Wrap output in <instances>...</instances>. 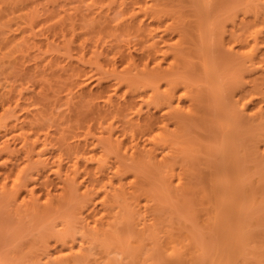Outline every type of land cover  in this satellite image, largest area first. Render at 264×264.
I'll use <instances>...</instances> for the list:
<instances>
[{
	"label": "bare ground",
	"instance_id": "6f19581e",
	"mask_svg": "<svg viewBox=\"0 0 264 264\" xmlns=\"http://www.w3.org/2000/svg\"><path fill=\"white\" fill-rule=\"evenodd\" d=\"M82 1H84V0H82ZM150 1H151V3L150 2L147 3L146 0H130L131 4L127 3L129 6H126L125 0H121L120 2L117 3V6L115 8H112L115 10V14L113 17H109V15H108V13L112 10L110 8H109L110 10L108 9L109 12L103 13V14L101 13V8L103 10V7L96 10L99 2L101 3L102 0H100V1L98 0L97 5L95 4L96 6L90 5L91 3L92 4L96 3V0L88 1L87 6L84 4L86 6L85 7L86 10H85V14L83 11V19L86 20L87 25L85 24V21L82 20V21H84L83 25L85 24L86 28H88V29L90 28L92 30L91 32L95 31L96 33L93 32L94 35H96L97 32H100V35H101V33H102L101 31L102 30L104 31V28H106V27L108 28V26L117 27L116 30L118 29L119 26H122V27H124V28H122L124 31L126 29L125 33L127 32V30H128L127 33H129V30L132 29L131 32H134L136 37L139 36V42H137L138 45L140 43L144 44L143 41L146 39L147 40L151 39V41L149 43H146V45L142 44V45H140V47H141L142 51L148 52V54L151 56V59L153 60L152 63H154V64H152L153 66L150 69V68H146L148 66V63H146L147 66L145 64L146 67L140 68L141 70L139 71V73H138V71L133 72L132 74H135V77H136V79L134 78V80L130 77L124 76L123 74H120L121 70L118 71L119 72L118 73L115 70L116 69L115 66H117L115 64L116 62L112 64V65L115 64V66H114L115 69L109 68V69H112L111 72L104 70L107 73L108 72L110 74L112 73L111 75L113 76L114 81H113V83H110L107 87H104L101 90V92L99 90L98 94L96 95V97L94 98L92 103L88 101V103H91V106H89V108H90L91 114H93L89 119L84 118V116H86L85 114H84V116H83V114H81L83 116L82 118H84V119L79 117V116H81L80 114H78L79 119L75 118L77 123H80V119L83 120V121H81L80 126L78 124H75V127H73L71 125L73 127V129L76 128L75 130H73V133H71L73 135V137H77L76 141H68L66 138L67 136L65 137L63 135V131L66 130L65 129L66 127L65 128L63 127L61 132L59 131V133H56V135L53 134L55 136H52V134L49 132L50 129L48 130L49 126H47L48 125L47 123L48 122L50 123L51 121H48V122L45 121V118L48 117V115L50 114V112H52V110L49 112V114L45 113L46 116H45V114L44 115L40 114V116H37L39 113H42L43 111L38 112L35 109L36 113L38 112V114L35 113V110L33 112L32 108L29 107L30 102H28V98L21 100V97L16 98L15 95H9L10 98L8 97L7 99L4 100V99H2L4 97L0 96L1 97L0 105L2 107V110L0 112V135L1 136L3 135L5 137L7 136V138H5L4 141L0 144V152H4L7 154V157H5L4 160L0 163V203L3 201L5 202L4 203L5 205H6V203H9V204L13 203L14 208H15L14 212H16L15 216H17V218H18L19 214H20V216H19L20 218L22 216H27L29 219L28 220V223H29V221L31 222L35 219L38 220L42 216L50 213V211H52V210L53 211L59 210L60 207L62 206V204H64L65 201L72 196V194H75L73 192L79 188L78 186L83 187L82 191H80V194L77 195V197L79 196L80 199H79V201L77 200L79 203H78V205H77L78 207L76 209V211H78L77 214L82 213L83 210H85V213H84L85 215L82 218V221L84 222V224L82 223L79 225L76 222V224L78 225L77 227H79V229L77 228V232H79V235H80V239L79 238L78 239L81 241V243H79L77 248H75V239H74L73 235H75L76 232L74 234V232H72L69 229V226H70L71 222L74 220V218H71L73 220L72 221L70 220L71 221L70 223H69V221H66V222L63 221L64 223H63V225H62L63 227L61 229L62 233L59 229L60 234L58 236H56V238H55V242L60 245V248H57L56 251L55 250L53 251L55 253L52 254L53 255V257L51 256L52 259L51 258L47 259V261H49L50 264H82V262L84 263L85 261H87V262L90 261V264H114V263H116V262L113 263V260L115 261V258H110L109 257L110 253L122 255L125 258V260L127 259L128 261H131V263L134 261L140 262V260H141L140 254L142 252V250H141L142 241L148 237L151 238V242H153L152 244L150 243L149 248H151V245H152V250L156 252L155 255L158 254L157 256H159L160 258L162 256L164 261H165V258L170 259L171 257H173L176 254H180V255L184 254L185 250H186V246H187V243H184L185 238L188 237L187 233H184L183 235L180 236L178 233H173L174 231L172 232V230L170 228L169 229L166 228V229H164L163 234L161 233L162 231L160 232V234H162V236H161V235H159V230H161L160 226H159L160 229L158 228V225L161 222L160 217L156 218L155 216H153V217H151V219H149L147 221L146 218H144V216H143L144 214L141 212L142 210L140 211V209H139V213L141 212V216L139 217V215H140V214H138V208L139 207H137V206H140L141 204H143V203H140L141 200H143L142 202H144V205L146 206V204L149 205L150 202H152V201L155 202L157 199L159 200L158 201L159 203H160V200L162 201V199H164L161 196H159L160 198H162V199H160L159 197H157L158 195H156L157 198H155L156 193L152 192V193H154V196L151 193L152 189L148 187V186H150L149 185L150 182H148L150 180H147V179H150L151 177H148L147 179L145 178V175H146L145 171L146 170L151 172L152 175L154 173L155 175H157V177L161 178L160 180L162 183L164 182V185H166L168 187L170 185H172V187L175 186L174 188H175L176 192L178 190H180L179 193H176L174 191V193H173L174 195L171 194V192H173L171 190V192L169 194L173 195V197L176 196V199H179L180 202H182L184 204V207L186 206L187 210L191 207V209H189L191 211H188V212H190L194 215L196 209H198L196 213H198L199 215L198 214H197V216L195 215L194 219H196V220L198 219L197 223L199 221H201L200 224L201 225L203 224L202 226L205 227V228L204 227L203 228L207 231V234L208 233L210 234L211 240L214 239V242H212L214 244H212V245H214L215 248H212V250H214V249L215 250L212 251L210 249L213 254H211L210 251L209 252L213 256L212 257L210 256V258H212V259L209 260V263H207L208 260H206V264H223L222 260H225L224 264H234V262H233V260H235L234 257L235 258L238 257L237 251L234 250V249H236L235 246L230 244L233 247L232 246L231 247H229V246L225 247V245L222 242L223 238H221V235H222V232L224 231L223 229H224V227H226V229H227V227L229 226L230 223L227 221V220H229L227 218L228 211L226 212V208L224 209L223 206L218 203L217 198H216L217 192H218V182H216L215 178L213 177L214 174L211 175V172H210L209 175L208 174L206 175V174H202V172H201L200 176L201 175L206 176L207 178H204L201 176L202 177V179H201V177L198 176V178L194 179L193 176H194L195 172H193L191 174V176L193 175L192 176L193 178L192 177H189V178H192L193 181L195 180L194 183L192 180H188V179H186L187 181H184V180L182 181V173H184V175L187 174L188 172L191 173L192 170H190V165L192 164V166L194 167V163L191 162V160H190L191 156H190V154L188 155V152H187V150H189L191 152L192 148L190 147L191 150L187 149L189 147L188 145H187V148H185L184 147L185 143L183 142L184 140L182 141V138H184V134L186 135L187 132H189L187 130L191 129V128L189 129V127L191 125L194 126V124H196V123L199 124L200 122H202L201 119H204L205 115H206L205 109L201 105H198L199 103H202V102H200V99H202V98H200L201 97L200 91L197 89V87H196L197 85H195V83L191 82V80L189 79V76H188L189 74L185 73V71L186 72L194 71L193 68H190L192 71H189L190 70L189 67H186V66H189L188 65L189 62H192L193 60H191L189 62L187 60L189 57L191 59H192V57H193V59L195 58L194 60H196L198 58L196 61H198V64H199L198 66H199V69L204 76V79L208 82L213 83L212 80L210 81V78H211V76L218 74V71L220 69L217 68L218 69V71H217V69L214 68V69H212V73L209 72L211 69V64H214L216 62L215 61L216 59L212 58L213 53L216 51V50L213 51L212 49L215 48L216 44H215V46L214 45L211 46L214 48H211L208 45L209 44L208 42H209V40L213 39V41L215 40L218 42H222L221 43L222 45L224 44L223 43L225 40L224 33L227 30H226L224 24H220L219 28L216 24L218 22H220L219 18L222 16L221 13L224 14L222 12L223 9H219V8L221 6L226 5L228 3L227 2L228 0L227 1L224 0L226 2H224L223 0H200V3L198 2V0L197 1L196 0H194V1L188 0L189 3H192L191 4L192 8H190L192 10V12H191V14L186 13V15L184 14L186 12L185 11L186 9L184 10L185 12L182 13V11L179 12L178 10H176L177 7L175 8V10H174V7H173V9L164 8L163 6L165 5V3L163 1H165V0H163V1L162 0H150ZM222 1L224 3H221ZM185 2H186V0H185ZM232 3L233 2H231V4ZM257 3H259V2H257ZM44 4H41L42 7ZM176 4H178V3H176ZM203 4H204V6H203L204 10L202 9L203 12H201L200 7ZM235 5H237V4H235ZM250 5H251V3H250ZM110 6H108V7H110ZM245 6L247 8V5H245ZM184 7H186V6H184ZM66 9H67V7H66ZM77 9L78 8H76V12H77ZM93 9H95V11ZM164 9H166V10H164ZM243 9H244L243 10L244 16L242 18H239L240 20L238 23L235 21V18H236L235 15L231 12H229L230 14H228V13L225 14L227 16L224 15L225 16V20L223 18L224 21L220 18L221 21H223V22L230 21L232 23L230 25L231 27L228 28L229 31H228V36L226 39L227 40L226 41L227 42V48H225V49L228 51L222 49V51L225 53V55H221V57L224 56L223 64L225 63L226 60L228 62L229 61L233 62L232 60H230L233 58H230V55H228V54L230 52H231V54H233V52H234L235 56L238 59V64H240L242 68L245 66V68L251 67V69H256V68L261 67V65H264V58H259L257 56L259 44L262 41V39L264 38V37L262 38V36H261V33L263 32L262 26L258 27V24L261 21L260 19H264V11H259L258 9H252V11H251L248 8L247 9L243 8ZM219 10L220 11L222 10V11L219 12ZM225 11H226V9H225ZM248 12L251 13L249 19L246 16L247 15L246 13H248ZM80 13H82V12H80ZM140 14H142L144 16V20H145V17H149L151 19L152 23H153V21L160 23L165 18L168 19L169 22H166V23L161 24V25L159 24L160 26L157 25V28L159 30L155 27L157 29L155 31H158V32L161 31V33L156 34L154 30H153V32H151L152 30H150V29H152V28H150V29L147 28L148 22L146 25V23L143 22V18H141L139 21L135 22L136 21L135 18L137 16H139ZM188 14H190V15H188ZM88 15H90V16L88 18H86ZM33 16H35V15H33ZM84 16H85V18H84ZM18 17H17V19H18ZM21 17H19V18H21ZM29 18H32V17H29ZM17 19H16V21H17ZM211 19H214V20L216 19L218 22H216L215 24L214 23L211 24V23H209V21H211ZM12 20L10 19V21L13 23L14 20L13 21ZM10 21H8V22L6 21L5 25H10L11 24ZM34 21H35V23H33V19H30L29 23L25 22L26 24L23 26L31 27L33 24V27H34V24H36V20H34ZM223 22H221V23H223ZM17 23H19V22L17 21L16 24ZM121 23L123 25H120ZM209 24H210V26H209ZM262 24H264V23H262ZM144 25H146V26L144 27ZM211 25H215L218 29L214 28V26H211ZM20 26H18V24H17V26L14 28L15 31L23 30L25 28V27H22V26L20 27ZM33 27H32V29H33ZM110 27H109V29H110ZM211 27H213V28H211ZM4 29L5 28H3V30ZM114 29L115 28H113L111 30L113 31ZM32 31L33 30H31L30 32L33 34L36 33V32L35 33L32 32ZM167 31H171V32L178 34L177 40H175L174 43H172V42L169 43L170 42V41L168 42L169 37L166 36L168 39L165 37V35H166L165 33ZM108 32H109V30H108ZM171 32H168V33H171ZM134 33H133V36H134ZM33 34H31V35L34 36ZM103 34H105V33H103ZM103 34L101 36L98 35L97 38H99V36H100L99 39L101 40L104 36ZM109 34H112V33H109ZM129 34H131V33H129ZM106 35H108V34H106ZM95 37H93V38H95ZM144 38H146V39H144ZM142 39H143V41H142ZM95 40H94V43H95ZM136 40L138 41V37ZM226 42H225V44H226ZM95 44H93V46H95ZM120 44L119 43L116 44L117 45L116 48H119L117 50V53L120 54L121 56H123V58L126 60L127 65L130 61L134 62L133 58L130 59V57H133V56H130V54H131L130 51L127 50L126 52H124L125 47L121 46L122 44L121 45ZM128 44H130V42ZM38 45H39V43H38ZM103 45H101V47ZM138 45H135V46H138ZM105 46H107V45H105ZM113 47L111 49H113ZM223 47H225V45H223ZM223 47H221V48H223ZM235 47H237V49H236V51H233V49ZM97 48H98V46H97ZM133 48H136V47H133ZM12 49H13L12 52L15 53V56H13V57L17 58L18 54L16 52H20V51H22V49L20 48L18 43L17 44L14 43ZM67 49H68V47H67ZM92 49H94V48H92ZM108 49L109 48L107 47V50ZM93 51H95V52H93ZM128 51L130 54L128 53ZM225 51L226 52L230 51V52L228 54H226ZM92 52L95 55L97 54L96 57L98 58V57H100V55L98 56V54L102 55V53L104 51L103 52H101V51L97 52L96 50H92ZM109 52H111V50ZM107 53H108V51H107ZM107 53L105 51V54H106L105 56H107L109 54V53L108 54ZM117 53H114V56L112 55V57L115 58V54H117ZM94 54H92V55L94 56ZM215 54L216 53H214V55ZM149 55H147V56H149ZM140 56H142V55H140ZM168 56H171V58L168 62V65L165 68H161V63L163 62L162 60H164ZM225 56H226V59H225ZM231 57H233V56H231ZM212 59H215L214 63H212V61H213ZM237 59L235 61V58H234V62L236 64H237ZM104 61H106V60H103V62ZM227 61H226V64L228 63ZM108 62H110L109 59H108V61L105 62V64L107 63V68L109 65ZM193 62H195V61H193ZM231 62H229L230 64H227V65H231L230 67L234 68L236 65L233 67ZM97 64L99 65V62ZM132 64H133V66L135 65L134 63H132ZM139 64L140 63H138L136 65V68H138L137 66ZM246 64H248V65H246ZM100 65H101L100 69H102V64H100ZM129 65H130V63H129ZM217 65L219 66L218 63H217ZM215 66H216V64H215ZM140 67H141V65H140ZM184 67L187 70L188 69L189 70L188 71L185 70ZM222 67H225V64ZM227 67H229V66H227ZM129 68L131 69V67H129ZM134 68H135V66H134ZM238 68H239V66L235 70L239 71V69H241V68H239V69ZM135 70H137V69H135ZM183 70H185V71H183ZM122 71L124 72V70H122ZM77 73H79V72H77ZM101 73L106 74L103 71ZM130 73H131V71H130ZM84 74H83V79H84ZM111 75H110V77H111ZM126 75H127V73H126ZM88 76H91V75H88ZM86 77L87 76H85L84 80H82V78H81V80L85 81L86 79L89 78V77H87V78ZM103 77H104V75H103ZM218 77H220V76L218 75ZM97 78H99V77H97ZM134 81H135V85H137L136 87L141 86V84L138 85L139 82H137V81H141L140 83H142V85H143L142 87H147V88L149 87L151 89V93H149L147 96H144V97H146V98H144L145 99L144 101L147 105H149V104L153 105V108L155 107L156 110L157 109L161 110L162 112L159 115H155L156 113L154 114L153 112H147L149 114H146L143 117V116H141V113H142L141 107L138 105V103L136 101L130 100V102L126 103L127 100L125 99L126 100V102H125L123 95L127 91H129V90L131 91L132 89L135 88V85L133 84ZM161 82H163L165 84V86L160 90V83ZM250 82H251V86H250L249 90L247 89L248 91L245 90L246 92H243V93L241 92V94H239V96L236 98L237 101H239V102L241 101V107L242 108L246 105L247 102H249L254 97L258 99L259 103L264 102V72H261L259 75L252 78L250 80ZM86 83L87 82H85V83L80 82L79 84H77V86H79L78 88L79 89L81 88L80 90H82V89H84L82 87L83 86L85 87ZM204 83H205V81H204ZM121 84H124L126 86V90L124 89L123 93L121 92L122 93L121 95L123 96V101H121L120 99L118 100L117 98L114 97L116 95L115 93H116L117 88H119V85H121ZM133 86H134V88H133ZM68 89H71V88H68ZM212 89H214V87H212ZM71 90H69V91H71ZM135 90H137V88ZM135 90H133V91H135ZM84 91L82 90L81 92H84ZM88 91H90V90H88ZM70 93H72V92H70ZM87 93H85V94H87ZM143 95H142V97H143ZM80 96L78 95V98H81L80 99V101H81L83 96L82 97H80ZM122 96H121V98H122ZM221 98H222V100H224L223 97H221ZM221 98L219 99V101L221 100ZM184 100L188 101V104L186 106H184V104L182 103ZM83 101H84V99H83ZM226 101H224V102H226ZM221 102H223V101H221ZM221 104H224V103H221ZM84 105H86V104H84ZM80 108H82V107H80ZM89 108H87V109L89 110ZM77 109H76V111L78 113L79 109L78 110ZM81 110H79V111L82 112ZM30 111L32 112V114L35 113L33 115V116L36 115L35 118L33 116H32V118L30 117L31 119L27 118L28 115L30 114L29 113ZM90 111H88V112H90ZM23 113H28V114L24 115ZM82 113H86V112L83 111ZM52 114H54V112H52ZM254 114L256 115L258 122H260V123H258L259 126L263 125L264 124L263 123L264 122V109L262 108V105H258V108L255 110ZM130 115H133L134 117L137 116V118L133 119V116H130ZM50 116H51V114L49 115L48 119H50L52 117L51 123L57 122L58 117H54L55 115L51 116V117ZM141 117H143V118L141 119ZM19 118H20V121H19ZM211 118L212 117H210L209 119H211ZM85 119L88 120V123L85 121ZM72 120H73V118H72ZM199 120H200V122H199ZM76 121H74L73 123H75ZM45 122H46V125H45ZM84 122H85V124H88L87 127L85 125H82V123L84 124ZM189 122H191V125ZM192 122L194 124H192ZM170 124H172L174 126L172 129L169 128ZM49 125H51V124H49ZM187 125H189V127L186 130L185 128ZM83 126H85V127H83ZM83 128H86V129H83ZM261 128H263V127L261 126ZM83 130H84V132H83ZM261 131L263 132L264 129H261ZM90 132H92V135H90L91 134ZM136 132H139L140 134H142L141 136L144 135L145 137H147V138L143 137L145 139L144 143L140 142L141 143L140 144V143H138V140L137 141L134 140L135 139L134 135ZM184 132H186V133H184ZM262 132H260V133L263 135H260V136H264V132L263 133ZM87 134L90 136H94V138L96 139V143L101 144V151L100 152L97 151L98 153L97 152L92 153L91 149L87 147V145L89 143L86 139ZM223 134H225V133H223ZM139 136L140 135H137L138 138H139ZM8 137H12L15 141L18 140V143H20V147L23 149V154H24V160H25L24 164L21 163L19 166H17L16 161H15V163H12L11 165L7 164L8 161L11 160V157H14L13 153H15L19 150V149H17L16 151L15 150L13 151V150H11V148L9 149L10 144H8V142H7ZM83 137H84L85 143H81V142H83ZM142 142H143V140H142ZM54 145L56 147V150L58 149V151L55 154L52 153L54 160L51 159V160H53L51 170L55 174H57L58 176L59 175L62 176V174H60V172L62 173V170H63L62 169V167H63L62 159L64 158V155H65V158L63 159L64 164L67 162L66 167L64 166L65 167V170L63 172L64 178L62 180L60 178V181L62 184L60 183L61 186L59 185L60 186L59 194L57 193V195H51L50 193L47 192V193H45L46 196L44 195L45 197L43 196L44 198H42L45 200H42V202H40L39 201L40 198H38V196H36V194L33 195L34 189L31 188L29 191V195H28L29 197L27 196V198H28L27 200L21 199V201L19 200L20 201L19 203H15L17 197L19 196V193L22 190H24L27 186V181H28L27 178H28L29 174L31 173L32 168L34 169V167H40V166L43 167L44 165H46L45 163H47V162L49 163V160H47V162H46V157H44L45 156L44 153H46V150H48L49 148L52 149V147ZM19 152H20V150H19ZM50 153H51V150H50ZM42 155H43V157H42ZM189 156H190V159H189ZM263 156H264V154H263ZM111 157H114L113 161H110ZM65 159L67 161H65ZM258 160H259V157H258ZM91 162H94V165H89V163H91ZM107 170H108V175L110 173L109 176L105 175V172L107 173ZM219 170H216V171L219 172ZM204 171H207V170H204ZM216 171H215V173H216ZM220 173H221V171H220ZM127 174H131L133 176V178H131V180H128V181H130L128 183H126L127 181L124 182L125 181L124 177ZM216 175H218V174H216ZM263 175H264V171H263ZM83 177L89 178V180L85 184L83 182ZM153 177L156 178V181H157L158 178L155 177L154 175H153ZM78 178H79V180H78ZM174 178L177 179L176 180L177 182L175 181L174 185H173L172 183L174 181L173 180ZM199 178L201 179V181ZM262 179H263V177H262ZM151 180H153V179H151ZM202 180H204L203 183H202ZM157 182H160V181L158 180ZM165 182L167 184H165ZM198 182L200 185H197ZM191 183H193V184H191ZM45 184H46V182H45ZM147 184H148V186H147ZM201 184H203V185H201ZM164 185H163V188L166 187ZM46 186H47V184H46ZM260 186H262V185H260ZM147 188H149V190H151V191H149ZM46 189H47V187H46ZM166 189H167V187H166ZM166 189H164V190H166ZM79 190L80 189H78V191ZM166 192H167V190H166ZM171 195H170V197H171ZM95 196L99 197V200H97V201L101 203L100 209H96L93 206L94 202H95V201L93 202V199L95 198ZM163 196H165V195H163ZM72 198H73V196H72ZM191 200L193 201V203H191L193 207L190 204ZM158 202L155 203L156 205L154 203H153L154 205L152 204V206L156 207V208L154 207L155 209H157L158 207L159 208L162 207L161 205L163 204V202L161 205H159ZM144 205H141V206H144ZM187 205H189L190 207ZM149 206H151V204ZM147 207L148 206H146L145 208H147ZM192 208H194V209H192ZM192 211H194V212H192ZM55 212H57V211H55ZM192 214L191 215L189 214L188 216L191 217V216H193ZM67 215L68 214H66V217H67ZM71 215H73V214H71ZM78 216H80V215H78ZM199 216H200V218H199ZM79 219H80V217H79ZM15 220H17V219H15ZM18 220H19V218H18ZM67 220H69V219H67ZM20 223H18V224H20ZM227 224H228V226H227ZM34 225H35V223H34ZM31 226L29 225L27 227H31ZM73 226H75V225H73ZM162 226H163V224H162ZM257 226H259V225H257ZM74 228L76 229V226ZM71 229H72V227H71ZM75 229H73V230H75ZM261 229H263V228H261ZM255 232H253L252 235L250 232V234H249L250 236L248 235L250 237V239L247 240L248 237L246 238L247 242H250L253 244L257 242L256 245L252 244L253 246H255L254 249H253V246H250V247H252V250H251L252 253L251 254H253L258 259H255V261H254V259L252 258L253 260H251V259L250 260H251V262L254 261L253 262L254 264L255 263L259 264L260 262H261L260 264H264V235H263L264 231L263 232L262 231L256 232L259 235L256 234ZM50 233H53V232H50ZM261 233H262V235H261ZM175 234H178V235H175ZM253 234H254V236H253ZM46 237H48V236H46ZM212 237H214V238H212ZM252 237H254L253 241H255V242H251ZM236 241H234V242H236ZM240 241H242V240H240ZM246 241L244 240V242H246ZM85 242L88 243L87 246H85V244H86ZM210 245H211V242H210ZM247 245H251V244H247ZM94 246L100 248L99 253L101 254V256L98 259L92 260V258L90 259L89 256L92 254L90 252V250L93 251ZM143 246H144V244H143ZM243 246H244L243 249H245V247H246V249H248V247H249V246L248 247L245 246L244 243H243ZM246 249H245V251H246ZM250 249L251 248H249L248 249L249 251H247V252H250ZM199 250H200V246H198L195 243L194 251H199ZM247 252H245V254H242L241 258H243V259L239 260L240 263H243V262H245L246 264L250 263V260H248V259H247L248 261L244 260L247 258V256L245 258V255L248 254ZM251 254H249V256H251ZM149 255H151V253H149ZM206 255L208 256V254H206ZM33 257H34V255H33ZM147 257H149V256H147ZM147 257H145V260ZM163 259H161V261H163ZM157 260L159 261V258H157ZM197 260H199V259H197ZM242 260H244V261H242ZM192 261H194V260L192 259ZM42 262H44V261H42ZM169 262H167V263L172 264L171 261H169ZM194 262H196V261H194ZM247 262H249V263H247ZM257 262H259V263H257ZM49 263L47 262V264H49ZM120 263L122 264L123 262L120 261ZM182 263H186V262L185 261L183 262V260H182L181 264ZM196 263L201 264L202 261L199 260ZM30 264H31V262H30ZM86 264H88V263H86ZM140 264H141V262H140ZM192 264H193V262H192Z\"/></svg>",
	"mask_w": 264,
	"mask_h": 264
},
{
	"label": "rangeland",
	"instance_id": "374dc122",
	"mask_svg": "<svg viewBox=\"0 0 264 264\" xmlns=\"http://www.w3.org/2000/svg\"><path fill=\"white\" fill-rule=\"evenodd\" d=\"M88 1H90V0H84V1H82V0L81 1L80 0H0V96L4 97V98H2L4 100L7 99L9 97V95H15L16 98L21 97V100L28 98V102H30L29 107L32 108L33 112L35 109L38 112L43 111L42 113L38 114V112L36 113V110H35V113L38 114L37 116H40V114L44 115L45 113L49 114V112L52 110V112H54V114H52V112H50L51 116L55 115L54 117H58V119H57V122L51 123L52 117L50 116L51 120L48 119L50 114L48 115V117L45 118L46 122L51 121L50 123L49 122L47 123L48 124L47 126H49L48 130L50 129L49 132L52 134V136H55L56 133H59V131L60 132L62 131L63 127L64 128L66 127L65 128L66 130L63 131V135L65 137L67 136L66 138L68 141H76L77 140V137H73V135L71 134V133H73V130L76 129V128L73 129V127H75V124H78L80 126L81 121H83L82 119H84V118L89 119L93 115V114H91L89 106H91V103L94 100V98L96 97V95L98 94L99 90L101 92V90L104 87H107L110 83H113L114 78L111 75L112 73L111 74L109 73V72H111L112 69L116 68L115 70L117 72L121 70L120 74H123L124 76L130 77L134 80V78L136 79V77H135V74H132L133 72L138 71V73H139V71L141 70L140 68L147 66L146 63H148V66L146 68H150V69L153 66L152 64H154V63H152L153 60L151 59V56L148 54V52L142 51L140 45H142L143 43L142 44L140 43L138 45L137 42H139V36H137L138 37V41H137L136 40L137 37H136L135 33L131 32L132 29L129 30V33H131V34H129V33H127L128 30L125 33L126 29L124 31L122 29L124 27H122V26H119L117 30H116L117 27L111 26L112 27L111 28L110 26H108V28L107 27L104 28V31L103 30L101 31L102 32L101 35L103 33H105V34H103L105 37L103 36V38L100 40L99 39L101 36L100 32H97V34L94 35L93 32H95V31L91 32L92 30L90 28L89 29L86 28L85 27L86 20L83 19V11L85 14V10H86L85 7L87 6ZM97 1L98 0H96V3H94V4L91 3L90 5H95V4L97 5ZM120 1L121 0H102L101 3L99 2L96 10L103 7V10L101 8V13L102 14L107 13V12H109L110 9L115 8L117 6V3ZM177 1L178 0H173V1L172 0H167V1L165 0V1H163L165 3V5L163 7L166 9H173V7H174V10L177 7L176 10H178L179 12L182 11V13H183L186 11L184 13L185 15H186V13L191 14L192 10L190 8H192L191 7L192 3H189V1H192V0H189V1L186 0V2H185V0H179L178 2ZM223 1L221 3H224L227 0L224 2ZM146 2L151 3L150 0H146ZM198 2L200 3V0H198ZM227 2L228 3L226 5L221 6L220 8L218 7L219 9H223V11L222 10L221 11L224 14L221 13L222 16L220 17L222 20H223V18L225 20V16H227L225 14H227V13L230 14L229 12H231L235 15V17H236L235 21L238 23L240 20L239 18H242L244 16L243 15L244 14L243 8H245V9L248 8L251 11H252V9H258L259 11H264V0H248V1L247 0H228ZM231 2H233V3L231 4ZM257 2H259V3H257ZM127 3L131 4L130 0H127V1L125 0L126 6H129ZM176 3H178V4H176ZM250 3H251V5H250ZM41 4H44L43 5L44 8L42 7ZM235 4H237V5H235ZM245 5H247V8ZM65 6L67 7V9ZM108 6H110V7H108ZM184 6H186V7H184ZM203 6H204V4L201 5V7H200L201 12H203L202 11V9L204 8ZM76 8H78L77 12H76ZM166 9H164V10H166ZM225 9H226V11H225ZM93 10L95 11V9H93ZM221 11L219 10V12H221ZM80 12H82V13H80ZM114 14H115L114 9H112L108 13L109 17H113ZM190 14H188V15H190ZM246 14H247L246 15L247 18L249 19L251 13L248 12ZM33 15H35V16H33ZM18 16L19 17L22 16V17L19 18ZM89 16L90 15H88L86 18H88ZM17 17H18V19H17ZM29 17H32V18H29ZM9 18L11 20L14 18L13 19L14 24L10 21ZM84 18H85V16H84ZM141 18H143V22L146 23V25L148 22L147 28L148 29L152 28V29H150V30H152L151 32H153V30L155 31L158 29L157 25H159V24L161 25V24H164L166 22H169V20L165 18L160 23L155 22V21H153V23H152L151 19L149 17H145V20H144V16L142 14L137 16L135 18L136 21L135 20L134 21L137 22ZM220 18H219L220 22H218L216 19H215L216 21L214 19H211V21H209V23H211V24L212 23L215 24L216 22H218L216 24L218 26V28H219L220 24H224L225 28L227 30L226 32L224 31L225 32L224 33L225 40L223 42L224 43L223 45H225V47H223V45L221 44L222 42H218V41L214 40L216 42L215 43L213 41V39H211V38H210L211 40H209V42H208L209 43L208 45L210 47L212 45L215 46V44L217 46V47L215 46V48L211 47V48H214V49H212L213 51L216 50L214 52V53H216L215 54L216 56L214 55V53L212 55L213 56L212 58H215L216 60L212 59L213 60L212 63H214L215 61L216 62L214 64H211V69L209 72L212 73V69H214V68L220 69L219 71L217 69L218 74L211 76L210 81L212 80L213 83L208 82L204 79V76L199 69L198 61H196L198 58L196 60H194L195 58L193 59V57H192V59H191L189 57L187 60L188 62L191 60L195 61V62H193V61L189 62V64L187 63L189 66H186V67H189V69L193 68L194 71H192L191 69L190 70L188 69L189 71H192V72H186L185 70H187V69L185 67H184L185 70H183V71H185V73L189 74L188 76H189V79L191 80V82H193V83H195V85H197L196 87L200 91V96H201L200 98H202V99H200V102H202V103H199L198 105H201L205 109L206 115L204 118L205 120L201 119L202 122H200V120H199V122H200V123L198 122L199 124H197V123L194 124L192 122V124H194V126H193V125H191V122H189L192 127L191 126L189 127V125H187L185 128L186 130L188 129V127H189V129L191 128L190 130H187L189 132H187L185 130L187 132V134L186 135L184 134V138H182V141L184 140L183 142L185 143V145H184L185 148H187V145L189 146L187 149L191 150V148H192L191 152L189 150H187V152H188V155L190 154V156H191V159H190V156H189V159L191 160V162L194 163V167L191 164L190 165V170H192L191 173L188 172L185 175H184V173H182V181L183 180L187 181L186 179L192 180L193 177H194V179L198 178V176L201 177L202 176V175L200 176L201 172H202V174H206V175L207 174L209 175L210 172H211V175L214 174L213 177L215 178L216 182H218V192H217L216 198H217L218 203L221 204L224 209L226 208V212L228 211L227 218L229 220H227V221L230 223V224L228 223L229 226L227 224V226H228L227 229H226V227H224V229H223L224 231L222 232V235H221V238H223L222 242L225 245V247H228V246L231 247L232 245L235 246L236 249H234V248L233 249L237 251L238 257H236V258L234 257V259H235V260H233L234 264H246L245 262L240 263L239 260L243 259V258H241L242 254H245V252L249 251L248 250L249 248H251L250 252H247L248 254L245 255V258H246V256H247V258L244 260H247V259L253 260L254 259V261H255V259H258L253 254H251L252 253L251 252L252 247H250V246H253L254 244L256 245L257 242L254 244L247 242L246 238L248 237L247 240L250 239V237H249L250 232L252 235V233L255 231L256 232H260V231L263 232L264 231V185H263L264 184V175H263V171H264V158H263L264 157L263 156V154H264V136H260V135H263L260 132H262L261 129H264V124L259 126L258 123H260V122H258L257 117L254 114L255 110L258 108V105H262V108L264 109V102L259 103L258 99L254 97L249 102H247L246 105L242 108L241 107V101L240 102L237 101L236 98L239 96V94H241V92L243 93V92H246L249 90V88L251 86L250 80L252 78H254L255 76L259 75L261 72H264V65H261V67L256 68V69H251V67L245 68V66L242 68L241 65L238 64V59L235 56V53L233 52V54H234L233 55V54H231L230 51H229L230 53L226 52V51H228L225 49V48H227V42H226L227 40L226 39L228 36V31H229L228 28L231 27L230 25L232 23L230 21H225L226 22L225 23V22H223L224 20L221 21ZM16 19L20 23V24L17 23L18 26L21 25L22 27H25L23 30L15 31L14 28L17 26ZM30 19H33V23H35L34 20H36V24H34V27H33V24L31 27L23 26L27 22L29 23ZM82 20L85 21L84 25H83L84 21H82ZM260 20L262 22L261 21L259 22L258 27L262 26L263 32L261 33V36L263 38L264 37V26H263L264 24H262V23H264V19H260ZM6 21L7 22L10 21L11 24L5 25ZM221 22H223V23H221ZM120 25H123V24L121 23ZM146 25H144V27ZM209 26H210V24H209ZM211 26H214V28H217L215 25H211ZM32 27H33V29H32ZM109 27H110V29H109ZM3 28H5V29L3 30ZM113 28H115L113 30L114 32L111 30ZM211 28H213V27H211ZM31 30H33L32 32H34V33L36 32V33L35 34L31 33L30 32ZM108 30H109V32H108ZM168 32H171V31H167L165 33L166 34L165 37L166 36L169 37V39L166 37L168 39V42L170 41L169 43H171V42L174 43L175 40H177L178 34H176L174 32H171V33H168ZM109 33H112V34H109ZM133 33H134V36H133ZM155 33L160 34L161 31L160 32L155 31ZM31 34H33L34 36H32ZM106 34H108V35H106ZM98 35H100L99 38H97ZM92 36L93 37L96 36V37L93 38ZM144 39H146V38H144ZM94 40H95L96 44L94 43ZM142 41H143V39H142ZM150 41H151V39L144 40L143 45H146V43H149ZM262 41L259 44V48H258V52H257L258 53L257 56L259 58H264V38L262 39ZM129 42H130V44H128ZM225 42H226V44H225ZM14 43H16V44L18 43L20 48L22 49V51L16 52L18 54L17 58L13 57V56H15V53L12 52L13 51L12 47H13ZM38 43H39V45H38ZM117 43H119V44L121 43L122 45L121 44L120 45L124 46L125 48L127 47L126 49L124 48V50H125L124 52L129 50L131 54L129 53V51H128V53L130 54V56H133V57L129 56L130 59L131 58L134 59V62H132V61L129 62L130 65H129V63L127 65L126 60L123 58V56H121L120 54L117 53V50L119 49V48H116ZM93 44H95V46H93ZM134 44L138 45L139 47L135 46ZM101 45H103V46L101 47ZM105 45H107V46H105ZM97 46H98V48H97ZM220 46L223 48H221ZM67 47H68V49H67ZM107 47L111 50V52H109L110 51L109 49L107 50ZM112 47H113V49H111ZM133 47H136V48H133ZM92 48H94V49H92ZM222 49L226 50L225 51L226 54L229 53L228 55H230V58H233V59L229 58L230 60L233 61V62L229 61L232 63L233 67L236 65L235 66L236 68L238 66H239V68H241V69L238 68L239 71H236L235 67L232 68V67H230L231 65H227V64H230L227 60L226 61L228 63L226 64V61H225V63H224L225 67H222L224 65L223 64L224 56L221 57V55H225V53L222 51ZM236 49H237V47H235L233 49V51H236ZM92 50H96L97 52H99V51H101V52L104 51V52L102 53V55L98 54V56L100 55V57L97 58L96 57L97 54L95 55L93 53L95 51L92 52ZM105 51H106V53H107V51L109 53V54L107 53L108 54L107 56H105L106 55ZM113 52L117 53V54H115V58L112 57V55L114 56ZM92 54H94L95 57ZM140 55H142V56H140ZM147 55H149V56H147ZM231 56H233V57H231ZM166 58L164 60H162L163 62L161 63V68H165L168 65V62H169L171 56H168ZM234 58H235V61L237 59V64L234 62ZM108 59L110 62H108L109 65L107 68V63L105 64V62L108 61ZM225 59H226V56H225ZM103 60H106V61L103 62ZM95 61L96 62L98 61L99 65L102 64V69H100L101 65L99 66L97 64L98 62L96 63ZM137 62L140 63L137 66L138 68H136V65L138 64ZM113 63H115L117 66H115V64L112 65ZM132 63L135 64L134 65L135 68H134ZM217 63L219 64L220 67L217 65ZM145 64H146V66H145ZM215 64H216V66H215ZM140 65H141V67H140ZM226 65L229 67H227ZM246 65H248V64H246ZM114 66H115V68H114ZM129 67H131V69ZM109 68H112V69H109ZM135 69H137V70H135ZM104 70L105 71L107 70L109 72L107 73ZM122 70H124V72ZM129 70L131 71V73ZM102 71L106 74L101 73ZM77 72H79V73H77ZM126 73H127V75H126ZM83 74H84V79H85V76L89 77L85 81H82V80H84ZM102 74L104 75V77ZM88 75H91L92 77L88 76ZM110 75H111V77H110ZM218 75L220 77H218ZM97 77H99V78H97ZM81 78H82V80H81ZM204 81H205V83H204ZM78 82L79 83L80 82H84V83L87 82L86 86L82 87V88H84L82 90L86 91L88 89L90 91L87 90L86 92L85 91L81 92L82 91V90H80L81 88L79 89L78 88L79 86H77V84H79ZM137 82H139L138 85L141 84V86L140 87L138 86L139 88L136 87L137 85H135V81H134L133 84L135 85V88L133 86L134 89H132L131 91L129 90L130 92L127 91L125 93L126 95L125 94L123 95L124 100L125 99L127 100V102H126V100H125V102L128 103V102H130V100L136 101L138 103V105L141 107V111H142L141 116H143V117L146 114H149L147 112H153L154 114L156 113L155 115H159L162 112L161 110H159V109L156 110L155 107L153 108V105H151V104L147 105L144 101L145 100L144 98H146L144 96H147L149 93H151V89L149 87L148 88L142 87L143 85H142V83H140L141 81H137ZM164 86H165V84L163 82H161L160 83V90ZM212 87H214V89H212ZM68 88H71L72 90L68 89ZM136 88H137V90H135ZM124 89L126 90V86L124 84L119 85V88H117L116 93H115L116 95L114 97L117 98L118 100L120 99L121 101H123V96L121 94L123 93ZM69 90H71V91H69ZM133 90H135V91H133ZM70 92H72V93H70ZM85 93H87V94H85ZM78 95L79 96L81 95L80 97L83 96L81 101H80L81 98H78ZM142 95H143V97H142ZM121 96H122V98H121ZM1 97H0V99H1ZM221 97H223L224 100H222ZM220 98H221V100L219 101ZM83 99H84V101H83ZM88 101L91 103H88ZM221 101H223V102H221ZM224 101H226V102H224ZM182 103L184 104V106H186L188 104V101L184 100ZM221 103H224V104H221ZM84 104H86V105H84ZM80 107H82V108H80ZM0 108H1L0 109V112H1V110H2L1 105H0ZM77 108L79 110L82 109L81 110L82 112L83 111L86 113L88 111H90V112H88L87 114L82 113ZM87 108H89V110ZM76 109L78 110V113H77ZM31 111L29 112L30 114L28 115V117L26 116L27 118H30V117L32 118V116L35 114V113L32 114ZM23 114L26 115L28 113H23ZM78 114H80V115L83 114V116L85 114L86 116H84V118H82L83 116L82 115L79 116ZM45 116H46V114H45ZM78 116L82 118V119H80V123H77V121L75 120V118L79 119ZM130 116H133V115H130ZM33 117L35 118L36 115ZM143 117H141V119ZM210 117H212V118L209 119ZM72 118H73V120H72ZM134 118H137V116H135V117L133 116V119ZM19 121H20V118H19ZM74 121H76V122L73 123ZM85 121L88 123V120L85 119ZM46 122H45V125H46ZM49 124H51V125H49ZM82 125H85L87 127L88 124H85V122H84V124L82 123ZM85 126H83V127H85ZM261 126L263 128H261ZM173 127L174 126L172 124L169 125L170 129H172ZM83 129H86V128H83ZM83 132H84V130H83ZM92 132H90L91 133L90 135H92ZM186 132H184V133H186ZM223 133H225V134H223ZM53 134H55V135H53ZM90 135L87 134V136H86V139L89 142V143L87 142L88 143L87 147L91 149L92 153H96L97 151L100 152L101 151V144L100 143L97 144L94 136H90ZM137 135H140L139 138L137 137ZM141 135L142 134H140L139 132H136L134 135V137H135L134 140L135 141L138 140V143H140V142L144 143L145 139L143 137H145V136L144 135L141 136ZM5 138H7V136L5 137L3 135L2 136L0 135V144L4 141ZM145 138H147V137H145ZM12 139H13L12 137H8V140H7L8 144H10L9 149L11 148V150H13V151L14 150L16 151L17 149H19L20 152L18 150L17 151L18 153L17 152L13 153L14 157H11V160L8 161L7 164L11 165L12 163H15V161H16L17 166H19L21 163L24 164V162H25L23 149L20 147V143H18V140L15 141L14 139L13 140ZM142 140H143V142H142ZM81 143H85L84 137H83V142H81ZM54 147H55V145L52 147V149L49 148L48 150H46V153H44L45 154L44 157H46V162H47V160H49V163L48 162L45 163L47 166L44 165L43 167L40 166V167H34V169L32 168L31 173L29 174V176L27 178V180H28L27 186L24 190H22L19 193V196L17 197L15 203H19L21 201V199L27 200L28 199L27 196L29 195V191L31 188L34 189L33 195L36 194V196H38V198H40L39 199L40 202H42V200H45L42 198H44L46 196L45 193H47V192L50 193L51 195H57V193L59 194L60 186L62 184L60 181V178H61V180L64 178L63 172L65 170L67 162L64 164V161H63V159L65 158V155H64V158L62 159V162H63L62 163L63 164L62 169L63 170H62V173L60 172V174H62L63 177L60 175L58 176L57 174H55L51 170V166L53 163L52 161L54 160L52 153L55 154L58 151V149L56 150V147L55 148ZM50 150H51V153H50ZM43 155H42V157H43ZM5 157H7V154L4 152H0V163L4 160ZM258 157H259V160H258ZM51 159H53V160H51ZM113 160H114V157H111L110 161H113ZM65 161H67V160L65 159ZM89 165H94V162L89 163ZM204 170H207V171H204ZM216 170H219V172ZM215 171H216V173H215ZM220 171H221V173H220ZM193 172H195V173H194V176L192 175L193 176L192 177L191 174ZM145 173H146V175H145L146 179L148 177H151L150 179H147V180H150V181H148V182H150L149 183L150 186H148V184H147V186L149 188H151L152 191L149 190V188H147V189L149 191H151V193L152 192L156 193L155 198L161 196L164 199L159 197L160 199H162V201L160 200V203L158 202L159 201L158 199L157 200L155 199L156 200L155 202H153L151 200L154 204L156 202H158L159 205H161L163 202V204L161 205L162 207H160V208L158 207L157 209H155L156 208L155 206H152V204H153L152 202H150L151 206H149L150 204L149 205L146 204V206H148V207L145 208L146 206L144 205V202H142L143 200H141L140 203H143L141 205H144V206H141L140 204H139L140 206H137V207H139L138 208V214H140L139 217L141 216V212L144 214V215L143 214L142 215L144 216V218H146L147 221L149 219H151V217H153V216H155L156 218L160 217L161 222L159 223L158 228L160 226L161 230H159V235H161V236L164 232V229L170 228L172 230V232L174 231L173 233H178L180 236L183 235L184 233H187L188 237H186L185 241H184V243H187V246H186L187 251L185 250V253L182 255L176 254L173 257H171L170 259L168 258L169 260L165 258V261H164L162 256L160 258L159 256H157L158 254L155 255L156 252L152 250V245H151V248H149L150 243L152 244L153 242H151V238H149L147 236L148 238H145L146 240L144 239L142 241V245H141L142 246L141 247L142 252L140 254L141 264H166L169 261H171L172 264H181L182 260H183V262L184 261L186 262V263H182V264H188V263L192 264V262H193V264H195L199 260L202 261L201 264H206V260H208L207 263H209V260L212 259V258H210V256L211 257L213 256V255H211V254H213L212 251L215 250V249L212 250V248H215V246L212 245V244H214V243H212V242H214V239L211 240L210 234L209 233L207 234V231L204 229L205 227L202 226L203 224L202 225L200 224L201 221H199L197 223L198 219L197 220L194 219L195 215L197 216V214H198V213H196L198 209H196V211L194 210L195 211L194 215L192 213L188 212V211H191V210H189V209H191V207L189 205L191 203H193V201L191 200L190 204L187 205L190 207L187 210L186 206L184 207V204L182 202H180L179 199H176V196L173 197V195H174L173 193L175 191V188H174L175 186L172 187V185H170L169 186L170 188H169L168 186L164 185V182L162 183L160 180L161 178L157 177V175H155L154 173H153V175L155 177H157L158 178L157 181L159 180L160 182H157L156 178H154L152 173L149 172L148 170H146ZM216 174H218V175H216ZM105 175L106 176L110 175V173L108 175V170H107V173L105 172ZM189 177H192V178H189ZM202 177L207 178L206 176H202ZM202 177H201V179H202ZM262 177H263V179H262ZM131 178H133V176L131 174H127L124 177L125 181L124 180L123 181L124 182L127 181L126 183H128V182H130L128 180H131ZM151 179H153V180H151ZM201 179H200V181H201ZM78 180H79V178H78ZM88 180H89L88 177H83L84 184ZM173 180L174 181L172 184L174 185V182L177 179L174 178ZM204 180H202V183L204 182ZM45 182H46L47 186H46ZM194 182H195V180L193 181V183ZM193 183H191V184H193ZM165 184H167V183L165 182ZM163 185L166 186L167 189H166V187L163 188ZM197 185H200L199 182ZM201 185H203V184H201ZM260 185H262V186H260ZM46 187H47V189H46ZM78 187H79L78 189H80V190L78 191V189H77V190H75L76 192L75 191L73 192V193H75V194H72L73 198L70 195L71 197L68 198L64 204H62V206H61L62 208L60 207L61 210L60 209L54 210V211L52 210V211H50V213L42 216L38 220L35 219L31 222L29 221V223H28V220H29L28 217L22 216L20 218L19 217L20 214L18 216V218H19V220H18L17 216H15L16 212H14L15 208H14L13 203H11V204L6 203V205H5L4 201L1 202L0 203V264H30V262H31V264H47V262L49 263V261H47V259L51 258V256L53 257L52 254L55 253V252H53L54 250L56 251L57 248H60V245L55 242L56 236H58L60 234L59 229L61 231V229L63 227L62 225L64 222L69 221V223H70L73 220L71 218H74V220L71 222L69 229L72 232H74V234L76 232V234L73 235V237L75 239V248H77L79 243H81V241L79 240L80 239L79 232H77V228L79 229V227H77L78 226L77 224H79V225L82 223L84 224V222L82 221V218L85 215L84 214L85 210H83L82 213H78V214H77L78 211H76V209L78 207L77 205L79 203L78 201L80 199V197L79 196L77 197V195L80 194V191H82V189H83L82 186H78ZM164 189H166L167 192ZM171 190L173 192H171ZM170 192L173 195L169 194ZM179 192H180V190H178L176 193H179ZM154 193H152L153 196H154ZM156 195H158V196L156 197ZM163 195H165V196H163ZM170 195H171V197H170ZM97 200H99V197L95 196V198L93 199V202L95 201L93 206L96 209H100L101 203L98 202ZM191 206H192V204H191ZM139 209H140V211L142 210L140 213H139ZM192 209H194V208H192ZM55 211H57V212H55ZM194 211H192V212H194ZM70 213L73 215H71ZM66 214H68L67 217H66ZM189 214L193 215V216H191L192 218L190 216H188ZM78 215H80V216H78ZM79 217H80V219H79ZM14 218L17 220H15ZM199 218H200V216H199ZM67 219H69V220H67ZM76 222H77V224H76ZM18 223H20V224H18ZM34 223H35V225H34ZM162 224H163V226H162ZM29 225L30 226L32 225V226L27 227ZM73 225L76 226V229L74 228L75 226H73ZM257 225H259V226H257ZM71 227H72V229H71ZM261 228H263V229H261ZM73 229H75V230H73ZM50 232H53V233H50ZM160 232L162 234H160ZM61 233H62V231H61ZM178 234H175V235H178ZM256 234H258V233H256ZM261 235H262V233H261ZM263 235H264V232H263ZM46 236H48V237H46ZM253 236H254V234H253ZM212 238H214V237H212ZM253 238L254 237L251 238V240H252V241L250 240L251 242H255V241H253ZM240 240H242V241H240ZM244 240L246 242H244ZM234 241H236V242H234ZM210 242H211V245H210ZM195 243L198 246H200L199 251H194ZM243 243L245 244V246H247V247L249 246L248 249H246V247H245L246 251H245V249H243V247H244ZM143 244H144V246H143ZM230 244H232V245H230ZM247 244H251V245H247ZM87 245H88V243L85 244V246H87ZM254 247L255 246H253V249H254ZM93 248H94L93 251L90 250V252L92 253L91 254L92 256L90 255L89 258L90 259L92 258V260L100 258V256H101V254L99 253L100 248L95 247V246ZM209 251L211 252V254ZM149 253H151V255H149ZM206 254H208V256ZM249 254H251V256H249ZM33 255H34V257H33ZM144 256L145 257L149 256V257H147L145 260ZM109 257L115 258V261L112 259L113 263L116 262L114 264H121L120 261L123 262L122 264H137V263L140 264L139 261L138 262L134 261L135 263L134 262L131 263V261H128L127 259L125 260V258L122 255H117L115 253L114 254L110 253ZM157 258H159V261L157 260ZM161 259H163V261H161ZM192 259L196 262L192 261ZM197 259H199V260H197ZM244 260H242V261H244ZM251 260H250V263L249 262H247V263L254 264L253 263L254 261L251 262ZM42 261H44V262H42ZM222 261L224 264L225 260H222ZM85 262L90 264V261L89 262L85 261ZM85 262L84 263L82 262V264H86ZM257 263H259V262H257Z\"/></svg>",
	"mask_w": 264,
	"mask_h": 264
}]
</instances>
